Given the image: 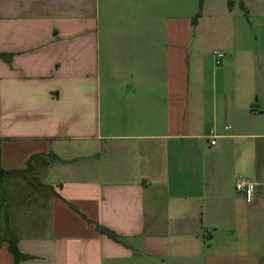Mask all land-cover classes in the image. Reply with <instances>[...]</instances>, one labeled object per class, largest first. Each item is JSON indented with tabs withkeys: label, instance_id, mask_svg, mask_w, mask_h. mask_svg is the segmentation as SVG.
I'll return each mask as SVG.
<instances>
[{
	"label": "crops",
	"instance_id": "0c3cea01",
	"mask_svg": "<svg viewBox=\"0 0 264 264\" xmlns=\"http://www.w3.org/2000/svg\"><path fill=\"white\" fill-rule=\"evenodd\" d=\"M0 52L19 264H264V0H0Z\"/></svg>",
	"mask_w": 264,
	"mask_h": 264
},
{
	"label": "trees",
	"instance_id": "16d2710c",
	"mask_svg": "<svg viewBox=\"0 0 264 264\" xmlns=\"http://www.w3.org/2000/svg\"><path fill=\"white\" fill-rule=\"evenodd\" d=\"M0 58L5 60H9V56L5 55L4 53L0 52ZM53 158L51 154H34L29 157L27 160L26 167L22 170H6L0 166V196H4L5 192V179L10 176L21 177L24 179L30 187L29 192H31L32 197L28 195L29 198H33L37 200V198L41 197L42 195L45 197L50 196H58V194L52 189L50 185L44 184L41 182L39 177L40 168L47 166ZM90 221V220H88ZM97 228L100 232L116 238V235L103 227L97 225ZM10 236L7 238H3L2 240H6L8 242V250L12 253L14 261L13 264H19L20 260L28 257V255L22 254L17 247V240L13 235L12 231H7Z\"/></svg>",
	"mask_w": 264,
	"mask_h": 264
},
{
	"label": "rangeland",
	"instance_id": "374dc122",
	"mask_svg": "<svg viewBox=\"0 0 264 264\" xmlns=\"http://www.w3.org/2000/svg\"><path fill=\"white\" fill-rule=\"evenodd\" d=\"M5 180L4 196H0V241L10 236L7 231L13 232L15 226L12 225L10 218L16 216L18 212L16 208L23 206L22 204L26 201L32 205L35 202L33 198L28 197V195L32 197V194L29 192L30 187L24 179L10 176Z\"/></svg>",
	"mask_w": 264,
	"mask_h": 264
},
{
	"label": "built area",
	"instance_id": "2783aa9c",
	"mask_svg": "<svg viewBox=\"0 0 264 264\" xmlns=\"http://www.w3.org/2000/svg\"><path fill=\"white\" fill-rule=\"evenodd\" d=\"M223 57H224V53L222 51L216 52L214 54L215 64L219 65L221 63ZM226 128H228V127H226ZM214 143H215V141L212 140L211 144H214ZM234 189L237 193L241 194L244 197L246 202L249 203L252 201L253 195H254V189H255L253 181H251L245 177L239 176L235 180Z\"/></svg>",
	"mask_w": 264,
	"mask_h": 264
}]
</instances>
